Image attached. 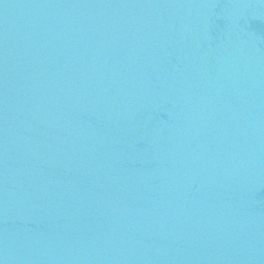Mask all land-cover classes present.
I'll use <instances>...</instances> for the list:
<instances>
[{
  "label": "water",
  "instance_id": "water-1",
  "mask_svg": "<svg viewBox=\"0 0 264 264\" xmlns=\"http://www.w3.org/2000/svg\"><path fill=\"white\" fill-rule=\"evenodd\" d=\"M0 264H264V0H0Z\"/></svg>",
  "mask_w": 264,
  "mask_h": 264
}]
</instances>
